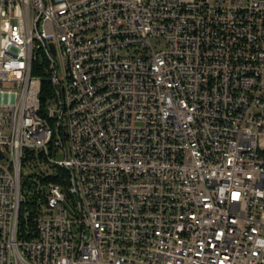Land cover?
Masks as SVG:
<instances>
[{"label": "built area", "instance_id": "obj_1", "mask_svg": "<svg viewBox=\"0 0 264 264\" xmlns=\"http://www.w3.org/2000/svg\"><path fill=\"white\" fill-rule=\"evenodd\" d=\"M0 264H264V0H0Z\"/></svg>", "mask_w": 264, "mask_h": 264}, {"label": "trees", "instance_id": "obj_2", "mask_svg": "<svg viewBox=\"0 0 264 264\" xmlns=\"http://www.w3.org/2000/svg\"><path fill=\"white\" fill-rule=\"evenodd\" d=\"M42 87L45 88L46 84L43 83ZM35 211H36V205L34 201L23 200L21 202L20 210H19V226L21 229L25 228V226L29 227L30 229L35 228V223L33 221V217L35 216Z\"/></svg>", "mask_w": 264, "mask_h": 264}, {"label": "rangeland", "instance_id": "obj_3", "mask_svg": "<svg viewBox=\"0 0 264 264\" xmlns=\"http://www.w3.org/2000/svg\"><path fill=\"white\" fill-rule=\"evenodd\" d=\"M152 43H154V41H152ZM162 43V42H161ZM154 45H155V43H154ZM158 46H156V48H157ZM58 157H60L59 155H58Z\"/></svg>", "mask_w": 264, "mask_h": 264}, {"label": "water", "instance_id": "obj_4", "mask_svg": "<svg viewBox=\"0 0 264 264\" xmlns=\"http://www.w3.org/2000/svg\"><path fill=\"white\" fill-rule=\"evenodd\" d=\"M66 182L68 183V180H66Z\"/></svg>", "mask_w": 264, "mask_h": 264}]
</instances>
